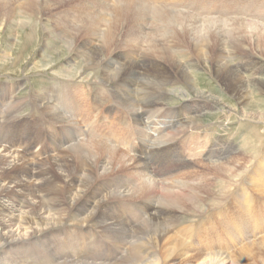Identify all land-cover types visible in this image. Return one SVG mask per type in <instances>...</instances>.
Masks as SVG:
<instances>
[{
  "label": "bare ground",
  "instance_id": "1",
  "mask_svg": "<svg viewBox=\"0 0 264 264\" xmlns=\"http://www.w3.org/2000/svg\"><path fill=\"white\" fill-rule=\"evenodd\" d=\"M39 1L18 0L16 6L24 14L35 7L38 12L40 6H51L48 3L50 1L42 3L43 5ZM69 1L72 3L65 13L67 22L60 27L62 37H65L69 45L68 49L73 52L75 48L74 56L80 54L83 57V70H102L99 82L116 84L112 88L118 101L129 108H135L134 100L145 103L159 100L165 105L163 101L171 96L169 92L174 91L180 82L194 89L198 83L195 84L189 66L183 62L184 57L190 56L196 57L192 61L193 65H205L220 79L230 95L237 100L238 108L219 107V100L208 97L209 93L197 95L196 98L199 99L186 108L189 109L186 113L178 110L162 120V117L156 115L160 108L152 105L148 107L146 104L145 109L137 108L142 115L138 119L146 116L150 125L154 121L159 124L160 129L157 128L154 137L162 144L177 140L185 132L190 131L193 137L200 134L196 138V146L188 147L191 153H181L189 161L182 165L183 174L174 179L157 177L152 161L143 163L134 157L129 159L123 148L106 143L121 139L116 134V125L108 128L110 134H113L108 139L95 134L97 138L101 137L100 140H81L65 147L64 149L72 152L71 157L52 159L55 162L53 173L65 177L62 184L50 181L47 161L34 162L21 153L0 147V264H32L31 261L49 264L52 262L51 257L61 253L65 254L53 262L264 264V143L261 146L264 131L259 139L255 138L258 144L255 142L253 147L250 146L251 150H246V147L241 149V156L234 154V143L230 145L229 140L233 134H229V139H224L226 135L220 134L210 149L207 146L209 141L200 143L207 134L217 130L213 127L214 121L206 123L203 111L221 110L228 122L236 117L239 120L245 119L250 124H264V105L253 100L254 95L264 94V78L254 77V74H264V70L257 69L248 59L240 60L235 65L225 51V54L222 53L226 44L232 46L233 51L238 49L239 52V49H247L248 41L253 42L254 46L264 47V26L239 18L206 19L205 15L198 16L181 9L183 0H149L151 3L147 0H62V3ZM203 1H200L197 10L210 11L211 6H203ZM220 1L222 0H217L216 3L220 4ZM231 1L233 3L228 6L222 3L217 8L224 9L225 13L237 7V2ZM74 2L76 9L73 8ZM12 10L10 0H2L0 12L8 18H1V27L13 26L9 20L15 12L14 10L12 13ZM79 23L82 27H78ZM119 33H122V37ZM77 35L91 37L89 39L94 38L95 41L88 42L89 48L88 43L76 47ZM98 40L102 43L97 44ZM123 40L124 49L120 53L113 52ZM141 50H144L142 55ZM146 57L150 62L151 58L161 59L152 63L157 70L151 71L152 64L145 62ZM2 58H8V55L5 54ZM136 84L138 89L135 88ZM136 92L140 99L135 96ZM5 93L0 91V106L2 101L8 99ZM180 93L187 96L189 94L182 88ZM26 100L34 110L45 116L54 119L62 117L54 105H42L41 98L34 102L37 104ZM22 105L23 102L10 105L9 109L13 108L14 111ZM144 110L147 114L145 116ZM6 112L7 107H4L0 112V120ZM167 124L170 125L167 127ZM200 128V132L197 131ZM76 131L64 138L62 145L72 143L76 139ZM211 135L214 141L215 135ZM160 137L164 139L160 140ZM17 144L10 145L15 147L19 145ZM155 144L160 146L156 140L150 142L149 146ZM224 152L233 154L215 159ZM169 153L178 154L180 151L163 150L166 157L170 156ZM148 154L150 159V153ZM201 155L207 157L204 159L206 163L201 159L193 160ZM154 159L152 157L153 161ZM132 160L133 163H130ZM18 168L20 171L15 173ZM75 173L81 175L74 177ZM106 175L108 178L95 184L99 176ZM28 177L37 178V181ZM49 193L56 194V201L48 198ZM61 195L63 200H59ZM230 196L228 208L233 211L232 215L223 206ZM21 199L25 200L26 207L22 208L19 204ZM137 205L139 210L135 211L132 206ZM117 209L122 212L117 213ZM71 221L83 228L90 224L99 230L106 241L95 242L96 248L88 249L84 255L57 251L46 245L50 238L56 237L55 231H60L58 227L62 226V234L66 233V238L62 235V245L65 246L67 240L74 236L65 229L66 223ZM50 250L55 253L46 254Z\"/></svg>",
  "mask_w": 264,
  "mask_h": 264
},
{
  "label": "rangeland",
  "instance_id": "2",
  "mask_svg": "<svg viewBox=\"0 0 264 264\" xmlns=\"http://www.w3.org/2000/svg\"><path fill=\"white\" fill-rule=\"evenodd\" d=\"M200 1H203V0H183L181 1L180 8L184 9L185 12L190 11L189 13H193V14L195 13L198 16L205 15V17H207L206 19L217 17V18H221L225 20H233L235 18H239L243 21L254 22L255 24L264 26V0H254V1L253 0H235L237 2V7H233L231 8L232 10L230 9L229 11L227 10L225 13H224V9H218L219 5L224 3V6L225 5L228 6L230 3H233V1L222 0L220 1L221 3L219 4V3H216L217 0H207L208 2L204 0L206 3L203 1V6L204 5L206 7L211 6L210 11L203 10L204 12L201 10L199 11L197 10L198 8H196L198 7L199 3H201ZM1 2L2 0H0V3ZM17 2L18 0H10V3H12L13 9L15 10L14 13H13L14 10H12L13 15L9 19L13 26L12 27L11 26L9 27L7 25H4L2 27L0 26V91H2V93L6 92L5 95H7V98H8L7 101H2L1 106H0L1 111L4 107H7V110H8V112H6L4 116L2 117V119L0 120V126L3 125V123L1 122L14 123V122L20 121V123L23 124L22 130L26 133L25 136L29 134L33 136L34 133H38V135L33 136V139H27V140L35 145L38 143L36 138L42 139L43 141H41V145H36V146H40L39 148L41 149V151H43V155L41 156L37 155L38 157L34 159L35 156L32 153L21 152L19 150L17 151L16 149H14L15 148L14 146H12L11 148L6 147L7 144L10 145L9 142H7L4 146H2V143H1L0 147L8 151H16L18 153H21L25 155V157L31 159L34 162H37V161L40 162L43 160L47 161L49 163L47 169L50 170V175H51V178L49 176L48 178H50V181L53 184H56V183L62 184L65 181V177L62 178L58 176L56 173H53L54 172L53 164L55 163L52 160L53 158L60 157V156L65 157V158L71 157L72 152L64 148L71 144L76 143L77 141L79 142L81 140H96V139L100 140L101 138V137L97 138V136H95V133L90 134L91 133L90 130L93 128L88 125L86 127V124L83 123V117L84 115L88 113L93 114L95 117L109 116L106 119V121L103 124H101V128L105 130L104 132L98 131L97 132L98 137L102 136L105 139H108L109 136L113 135V134H110V130L108 128L116 125V134L121 139L118 140V142H115L112 140L109 142L106 141V143L108 144L111 143L115 145V147L123 148L125 150L124 152L129 156L128 157L129 159L131 158L133 159L134 157L138 160L139 159L142 160L143 163H145V161L146 162L152 161L154 168H156L157 177H161L162 179L166 177H169V178L173 177L174 179V177L178 178L180 177L179 175L183 174L184 169L182 165L183 164L185 165L186 162L189 161L187 158L185 159L184 157H182L181 153L185 152L186 155L190 154L191 151L188 147L193 148L196 146L194 144H195L197 136H199L200 134H197L195 137H193L190 131L185 132L184 134H181L179 137H177V140L175 139L174 141H170V142H166L162 144L161 142H158L159 140H157V137H154V133L157 132V128H159V124H157L156 121H154V122H151V125H150L149 120H148L149 118L145 116L147 115L145 113V110H144L145 117H143L142 119H138V117L142 115L139 114V111L137 108L139 107L141 109H145L146 107H144V104H146L148 107L152 105L153 107L160 108L159 112L156 115L162 117L161 118L162 120L164 117L170 116L173 113L177 112L178 110L186 113L189 110V109L186 110V108L190 107V105L195 103L194 102L195 100L199 99L196 97L200 93H203V94L205 93L207 95L209 93L208 97L212 96L216 100H219L221 104L219 107H223V106L231 107L235 110H237L236 108H238L237 100L230 95V93L226 90L225 86L220 81V79L217 78L213 73H211L208 67H206L203 64H198L196 66L193 65L192 61L196 59L195 56L194 58L190 56L192 59L190 57L188 58L184 57V61H183L186 65L189 66L188 69L193 74L192 77L193 76L195 77V79L193 77L195 84L198 83L195 85L194 89L188 86L187 84L184 85L182 82H180L176 85L177 87L173 89L174 91L169 92L171 96L163 101L165 105L161 104L159 100L157 101L158 103L156 101H153V102L150 101V103L149 102L145 103L142 100H134L135 108H129L126 104H123L122 102L118 101L116 94L112 88L116 84L110 85V84H104L103 82H99L101 81L100 76L103 75L101 74L102 70L100 71L99 68L97 70L96 69L95 70L93 69L83 70L82 68V64H83L82 58L83 57L80 56V54L76 56L77 58L74 56V53L76 51L75 48L73 52H71V50L68 49L69 45L67 44L65 37L64 38L62 37L60 27L62 24L67 22L65 13L66 11H68V7H71L72 2L69 1V2L62 3V0H42V1L40 0L39 2L41 3V5L48 2V3H51V6L49 5L43 6V8L42 6H40V8L38 9V12H37V8L35 7V9H30V12L28 14L27 13L24 14L23 11L20 9V7L16 6ZM147 2L151 3L149 0H147ZM214 2L219 5H216ZM208 3L210 5H208ZM73 4H74L73 8L76 9L75 8L76 2H74ZM187 7H190V8H187ZM236 9L238 10L235 11ZM70 11L71 10H69V14L71 13ZM32 12L34 13L32 14ZM3 16L4 14L0 12V20L1 18H5V19L8 18L6 16L4 17ZM21 19H22V23H21ZM15 23H17V25H14ZM80 26H81V23H79L78 27ZM65 29H68V27H65ZM69 29H71V27ZM121 34L122 33H119V35ZM78 35H77L78 40L76 41V45H75L76 47H78L79 45L83 46V44H87L88 42L92 43L95 41L94 38H92L93 39L92 40V39H89L91 37L88 38L82 35L81 37H78ZM100 42L101 41L99 40L96 41L97 44H99ZM123 42L124 40L119 42V45L115 47L116 49L115 48L113 49V52L116 51L115 53H120V51L124 49L122 48V44H124ZM90 43H88V48H89ZM218 46L221 47V44H219ZM246 46H247L246 47L247 51L245 49H239L240 50L239 52L237 51L238 49L236 51H233V47L230 46L229 44H226V46L224 47L225 49L222 48V53L225 54L226 52L229 58H232L233 62H235V65H237L240 60L245 61L243 59H246V60L248 59L249 61H251L258 67L257 69L264 70V62H263L264 61V47L254 46L253 42L251 41H248L246 43ZM143 51L144 50H141L140 52L141 55L143 54ZM227 51H230V52H227ZM5 54L8 55V58L4 59L2 58V56ZM214 57L216 59V56ZM154 60L155 62H157V61H160L161 59L151 58V62H150L148 57H146L145 62L152 64V63H155ZM235 60H237L238 62H236ZM162 63H163V60H162ZM210 66L213 67L212 65ZM71 67L72 69H70ZM151 68H152L151 71L156 69L155 64L154 65L152 64ZM191 69H193V71ZM66 71H69V72H66ZM82 71H84L83 74H82ZM254 77L264 78V74H260V73L254 74ZM7 88L11 89L12 91L9 92L10 91L9 89L7 91ZM12 88H14L15 90ZM135 88L138 89V84H136ZM181 88L186 90L189 93L188 96L182 95L181 94L182 92L180 93ZM39 92L41 93L44 92V93L40 94ZM64 92L70 96L66 98L64 95ZM137 95L139 94L136 92L135 96L139 98ZM59 97H62V100H58ZM40 98L43 99L42 105L43 104L54 105V107L57 110H59V112L62 114V117H60V119H54L48 115L45 116V114L43 115L40 111L34 110L33 106L30 105L28 102H26L27 101L26 99H28L32 103H34L36 100L39 101ZM253 100L255 103L264 105V94L254 95ZM21 102H23L22 107L21 106L17 107V109H15L14 111H13V108L9 109L10 105L19 104ZM34 104H37V103H34ZM81 104L86 105V109L83 111L79 110V105ZM67 105H69V108L67 107ZM216 111L215 112L214 111L212 112L203 111L205 112V115L204 114L202 115H204V117L206 118V121H207L206 123L214 121L215 124H213V127L217 128V130L214 133H211L215 135L214 141L212 139L213 135L207 134L205 138L201 139L200 141L201 144H203V142L205 141H209L207 146H208V149H210L211 146L216 143V138L220 134L226 135L224 139H227V138L229 139V134H233L231 135L230 137L231 139L229 140L230 145L233 142L234 148H236V150L234 151L235 152L234 154L241 156L242 155L241 149L247 148L246 150H248V148L249 149L251 148L250 146L253 147L255 142L257 143L256 139H259L261 137L262 131H264L263 123L250 124L247 120L245 119L239 120V118H236V117H235L236 119L233 118L230 120V122H228V120L224 119L223 112L221 110H216ZM13 114L15 115L12 116ZM111 116H118V117L122 116V117H125L126 119L116 118V117L115 119ZM3 118L6 120H3ZM86 121H87V118H86ZM97 124L99 125V122ZM169 125L170 124H167V127ZM229 126H231L232 128H229ZM211 127L212 126H209V128ZM76 128H77V131H76ZM203 128L206 129L208 127H203ZM46 129H47V135H45ZM201 129L202 128H200L197 131L200 132ZM75 131H76V139L72 143L68 142V143L63 144L64 145L63 146L62 142L65 141L64 138H67L71 134V132H75ZM77 133H80V134H77ZM134 135L136 136L135 138L133 137ZM174 138H176V136H174ZM134 139L136 140L137 144L141 146L142 149L145 148V151H147V154L144 155L143 154L144 152H143L142 154H140L141 155L140 156L133 152L134 147H135V145H133ZM162 139L164 138L160 137V140ZM170 139L172 140L173 137H170ZM252 139L254 142H252ZM155 140L157 143H159L160 146H158V144H155L154 146H151V145L149 146L150 142L152 141L155 142ZM13 143H17V142H11V144ZM263 143H264V139L261 143V146L263 145ZM183 144H187V145H183ZM168 149L169 150H179L180 153L178 154L169 153L170 156L166 157L163 154V150H168ZM148 152L150 153V159L148 157L149 156ZM231 154H233V152L232 153L224 152L223 154H221L219 157H216L215 159H220V158L229 156ZM263 156H264V153H263ZM152 157L155 158L154 161L152 160ZM143 159H146V160H143ZM194 159H201L202 162L206 163L204 159H207V157L201 155V156L194 157L193 160ZM130 163H133V160ZM19 171L20 169L18 168L16 169L15 173H18ZM77 175L79 176L81 174L75 173L74 177H76ZM28 178H30V180L37 181L36 180L37 178H34V177L32 178L28 177ZM106 178H108L107 175L99 176L95 180V184L99 183L101 180H104ZM75 179L77 180V178ZM173 179H170V181L171 180L173 181ZM170 181H168V184ZM236 186H238V184ZM237 188H235L234 191H236ZM54 195L56 194L49 193L47 196L50 200L52 199V201L54 202L56 201V199L54 198ZM21 200L19 202V204H21V207L22 208L26 207L24 205L25 200L23 199ZM59 200H63L62 195L60 196ZM229 202H231V196L226 200L223 206L232 215L234 213L230 208H228ZM132 207L135 209V211L139 210L138 205L132 206ZM60 208H62V206ZM121 212H122L121 210L117 209V213L120 214ZM71 223H66L65 229L73 233L74 236L71 237L72 239L67 240V244L65 246L62 245V235L63 237H65L66 233L62 234V226L58 227L60 231L58 230L55 231L54 235H56V237L50 238V242H47L46 245L53 247V249H56L57 251L61 250L62 252H68L70 254H73L74 252H76L79 255H84L87 253L88 249L93 250V248H96L95 242L103 243L104 241H106L104 237H101V233L99 232V230H97L90 224H88L89 226L86 225L83 228L79 226L78 223L76 222L71 221ZM109 242L111 241L109 240ZM77 244L78 246H76ZM47 253L53 254L55 253V251L50 250L49 252H46V254ZM64 254L65 253L63 254L61 253L55 257H51L50 259L52 260V262L49 264H57V262H53V261H58V259L62 258L61 256ZM112 256L113 255H111V257ZM72 261H75V260L73 259ZM33 262L34 261H31L32 264H36ZM37 264H41V263H37Z\"/></svg>",
  "mask_w": 264,
  "mask_h": 264
}]
</instances>
